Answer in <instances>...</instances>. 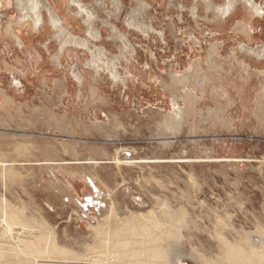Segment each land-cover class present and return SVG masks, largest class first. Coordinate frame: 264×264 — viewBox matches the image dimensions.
I'll use <instances>...</instances> for the list:
<instances>
[{
  "label": "rangeland",
  "instance_id": "1",
  "mask_svg": "<svg viewBox=\"0 0 264 264\" xmlns=\"http://www.w3.org/2000/svg\"><path fill=\"white\" fill-rule=\"evenodd\" d=\"M31 1L0 0V195L19 215L96 254L108 207L157 214L165 200L190 223L178 264L264 222V0L218 16L206 2L227 0H41L35 26L22 15ZM47 8L85 45L61 43Z\"/></svg>",
  "mask_w": 264,
  "mask_h": 264
},
{
  "label": "bare ground",
  "instance_id": "2",
  "mask_svg": "<svg viewBox=\"0 0 264 264\" xmlns=\"http://www.w3.org/2000/svg\"><path fill=\"white\" fill-rule=\"evenodd\" d=\"M233 1L227 0L222 6L216 7H214L211 1H207L206 6H212L213 9L215 8L214 11L218 16L219 14L223 15L227 12H231L234 5ZM242 2H244V4L247 3L246 6H249V10L250 8L257 9L255 0H242ZM20 5L21 4L19 3V6ZM21 6L20 8H22ZM44 6L45 4L41 0H35L34 2L31 1L29 11H25L21 14L23 16H29L32 21L31 23L35 26L40 21H43L42 18L44 17L39 9ZM47 10L49 11V24L60 33L59 41L61 43L73 41L85 45V41H76L72 38L69 40L64 39L62 37L64 35H62L64 27L58 25L60 22L58 16L51 10V8H47ZM88 30L90 33L92 32L90 31V28ZM66 33L68 32L66 31ZM70 37H72V35H70ZM18 42L19 44H22L20 40H18ZM245 50H248L250 54L254 56H260L263 52L257 48H249V46L245 47L244 51ZM89 62H91L90 65L93 68L101 66L97 62V59H91ZM71 74L73 79L78 82L82 81V75L78 71V68L75 67ZM110 74L112 77L117 76L115 72H110ZM12 79H14L12 84L15 88L21 87V82L17 80L15 76H13ZM66 81V84L63 85L64 91H66L69 85V81ZM89 92H91L90 100L92 101L95 99V89L94 91L91 90ZM178 122L179 121L176 120L173 124L179 126V124H177ZM98 126H101V124H98ZM103 129L104 128L101 127L98 130ZM27 134V139L32 137L31 133ZM34 141V139H30V141L27 140V142L30 143V146L35 149L36 143ZM0 148L3 149L4 147ZM122 149L124 148L117 147L115 153L121 152ZM5 151L3 150V152ZM34 151L37 152V150ZM164 202L166 201L164 200ZM164 202L162 201V205ZM156 203L158 204L157 201ZM160 205L159 208L164 207V209H161L158 213L156 212L157 214H153V211L151 212L147 210L129 212L123 217L113 216L112 214L114 213L112 212L111 207H108V210L106 209V212H103L106 214H102L95 224L98 234L93 238L91 245L93 247L92 249H94L92 252L96 254H89L91 253V251L89 252V249L84 253H75L71 251V249H66L58 245L53 235L49 232L50 228L48 227V229L43 224L45 222H42V219L38 218V220L33 217L19 215L18 211L14 209V205L12 206L5 196L0 195V264H117V262L118 264H178L180 258L186 255L185 250L176 241L177 233H179L178 228L182 226L189 228L190 223L188 220L187 223L184 218L185 209L182 206L172 208L168 205L165 208L164 205H161V207ZM108 214L113 217L107 218ZM261 223L264 224V222ZM261 225H255L256 228L252 231L233 227V232L237 237L236 240L233 239L235 241L230 242L227 239H220L217 244L218 248L216 247L218 253L213 257L203 256L204 258H200V261L203 264H264V227ZM178 240L180 239L178 238ZM95 244L98 246H95ZM91 245H88L86 248H89V246L91 247ZM95 247H98V249ZM190 247L193 249L190 253L188 252V255L195 258L197 249L194 250L195 248L191 245ZM105 253H107V255Z\"/></svg>",
  "mask_w": 264,
  "mask_h": 264
}]
</instances>
